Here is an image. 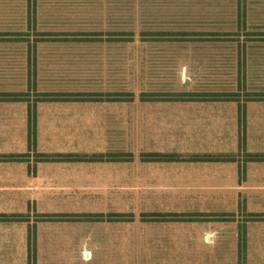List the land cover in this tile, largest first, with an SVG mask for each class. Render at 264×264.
Masks as SVG:
<instances>
[{
	"label": "crops",
	"instance_id": "crops-1",
	"mask_svg": "<svg viewBox=\"0 0 264 264\" xmlns=\"http://www.w3.org/2000/svg\"><path fill=\"white\" fill-rule=\"evenodd\" d=\"M11 3H16L9 13L12 18L0 24V82L28 83L32 76L39 81L40 76L44 78L39 67L66 62L79 69L90 67L93 73L87 79H95L97 65L104 80L105 66H120L123 61L126 67L124 51L138 35L140 40L146 35L164 40L175 33H206L161 27L137 31L127 27L125 15L121 19L119 10L104 7L100 0L66 4L64 9L72 15L58 17V24L45 27L39 20L45 0ZM52 9H58V4ZM248 31L264 32V26ZM250 42L264 44V36ZM139 56L137 60L142 61ZM19 66L27 67L26 74L13 71ZM8 88L0 93H27L28 97L0 101V148L8 147L0 149V156L23 155L20 160L0 159V217H6L0 218V243L4 250H12L10 238L28 241L31 227H40L43 237L57 238L58 226L67 223L70 230L83 234L80 241L94 243V250L100 242L122 247L129 243L127 250L132 249L133 243L147 242L144 236L159 239L168 231H155L169 227L174 243L181 241L178 248L186 252L183 256L190 257L191 245L196 248L193 234L215 242L213 227L232 226L239 236L240 226H245L247 256L264 258V253L256 255L250 249L252 245L258 250L263 243L264 252V241L258 239L264 237V220L250 216L264 215V101H249L241 107L232 100L167 99L220 89L38 90L32 95L29 89ZM68 96L82 98L68 100ZM154 153L167 157L150 158ZM204 155L225 158L205 160ZM60 214L73 218L62 220ZM214 214L236 216L221 222L214 221ZM98 225L102 226L99 230ZM89 226L94 232L81 230ZM107 251L114 256L112 250ZM81 254L94 258L88 246H83ZM124 264L136 263L127 258Z\"/></svg>",
	"mask_w": 264,
	"mask_h": 264
},
{
	"label": "rangeland",
	"instance_id": "rangeland-1",
	"mask_svg": "<svg viewBox=\"0 0 264 264\" xmlns=\"http://www.w3.org/2000/svg\"><path fill=\"white\" fill-rule=\"evenodd\" d=\"M12 1L0 0V24H3L4 19L12 18L9 13H13V6L16 4L11 3ZM45 1V6L41 8L39 20H41L43 26L53 27L52 25L58 24V17L72 15L64 8H68L66 4L71 5L76 0ZM100 1L104 7L108 5L114 10H119L121 19L125 15L127 27H132L137 31L161 27L192 31L201 29L206 32L220 31L221 35H208L207 33V35L195 36L175 33L163 38L164 40H174V42L158 40V37L154 35H146L142 37L143 40H140L141 37L138 35L137 41L131 43L134 45H127L131 50L128 48L124 51L126 67H123V61L120 66H105L104 80L101 79L102 75L98 73L97 65H95V74L93 75L95 79H87L93 73L88 71L91 70L90 67L79 69L69 62H59L58 65L39 67V74L44 77L41 78L40 76L41 81H37V76H32L28 83L27 81H24V83L0 82V89L6 90L9 89L8 87H14L16 90L29 89L32 95H37L38 90H123L139 93L142 90L169 92L220 89L231 92L239 91L244 99L245 86L250 91L264 90V44L258 42L246 44L247 36L228 37L223 35L225 33H221L230 31L232 28L237 29L238 26L231 22L236 21V12H234L233 5L237 4L238 0ZM56 4H58V9H52V6ZM107 13L109 12L104 10V14ZM34 18L36 17L31 15V19L34 20ZM248 26L253 31H257L260 26H264V0H248ZM238 30H241V28L238 27ZM155 38L157 39L154 40ZM217 39L223 41H215ZM135 44L140 46L138 47ZM244 49L247 51L246 56ZM138 53H140L139 57L143 59L142 61L137 60ZM244 59L247 62L246 78L243 72L237 70L239 61ZM111 68H113V73H110ZM31 69L35 68L31 67ZM124 69H126V74L123 73ZM14 70L16 73L21 74L24 72L26 74L27 67H14ZM116 70H120V75ZM11 71L12 68H9V72ZM3 72L6 73L7 71L4 70ZM118 79L121 81L116 82ZM112 80L115 81L112 82ZM242 104H245V102H241V107ZM2 148L8 147H1L0 149ZM64 215L60 214V219L71 220L73 218ZM180 218L182 217L177 216L172 219ZM221 218H214V221L224 222L220 220ZM101 227L96 226L98 230ZM220 227H213L215 228L214 232H216L215 242H211L209 236L204 237L193 234L191 241L196 248L191 245V250L187 252L191 255L190 257L183 256L182 253L186 254V252L178 248L181 241L174 243L173 236H171L173 233H169V227H159L155 231H168L166 234H160L159 239L144 236L143 238L147 242L133 243L134 247L132 249L127 250L131 246L129 243H123L122 247L120 243L100 242L96 244V251L94 250V243L80 241L83 234H80L77 230H70L73 228H70L67 223L58 226L57 238L54 237L55 235L43 237L40 227H31L30 233L32 234L29 236L28 241L22 242L18 237L10 238L13 243L12 252L4 250L0 243V264H124L127 258L128 262L132 261L136 264H264V258H249L247 256L245 231L247 229L245 226H240L239 236L234 234L235 228L232 226ZM35 229H38L39 233H35ZM90 229L91 232L95 230L92 226L84 227L81 230L89 231ZM199 239L203 243H199ZM258 239L264 241V237ZM262 244H260L261 247L258 250L253 249L252 245L250 249L254 250L253 253H256V255H261L264 253ZM9 245H11V242ZM83 246L90 247V250L94 253V258L86 259L82 254L80 255ZM113 246L119 247V250L111 249ZM120 246L122 249H120ZM139 247L144 249L141 250ZM107 249L112 250L114 256ZM29 250H31V254ZM172 253L181 254V256L173 258L158 257L161 254ZM9 254L11 255L9 256ZM2 255H8L9 257Z\"/></svg>",
	"mask_w": 264,
	"mask_h": 264
},
{
	"label": "trees",
	"instance_id": "trees-1",
	"mask_svg": "<svg viewBox=\"0 0 264 264\" xmlns=\"http://www.w3.org/2000/svg\"><path fill=\"white\" fill-rule=\"evenodd\" d=\"M234 6V12L235 16H236V21L233 22L236 24V26L240 27L241 30H238V27L236 29L235 32H223L225 34V36L228 37H232V36H247L248 38L246 39V44L249 41H255L258 40L260 37L257 36H264V32H249L248 31V0H238L237 4L233 5ZM231 24V23H230ZM221 35L218 32H206V33H200V35ZM240 39V38H239ZM244 54L246 56V50L244 49ZM246 59H244L243 61H239L238 65H237V70H239L240 72L244 73V76L246 78L247 76V66H246ZM244 96L245 99L241 96V93H239V91L236 92H231L228 90H221V91H209V92H203V93H197V94H175V96L172 97L168 96L167 99L169 100H182L183 98L189 97L192 100H222V101H237V102H249V101H264V90H259V91H250L249 89H247V86H245L244 88ZM49 96V95H48ZM28 97L27 93L21 94V93H0V101H6V100H26ZM48 99H51L49 97H46ZM82 97L79 96H68L66 97V99H81ZM161 99V98H159ZM244 101H243V100ZM242 100V101H241ZM150 158L153 159H165L167 157V155L164 154H160V153H154V154H149ZM23 157V155H11L10 157H3L0 156V159L6 158L5 160L12 158L11 160H20L19 158ZM68 157V156H67ZM203 159L205 160H214V159H224L225 157L223 156H208V155H204L202 156ZM155 216V215H154ZM161 216L162 218H168V216H179V215H158ZM165 216V217H164ZM194 216H201L202 215H194ZM215 216L218 217H222L220 220L222 221H232L235 218L234 214H221V215H212L213 218H215ZM252 216L255 220H264V215L262 214H252L250 215ZM50 217H54V216H50ZM159 217V218H161ZM217 217V218H218ZM1 219L6 218V217H0ZM13 218H16L18 220H22L21 216H14Z\"/></svg>",
	"mask_w": 264,
	"mask_h": 264
}]
</instances>
